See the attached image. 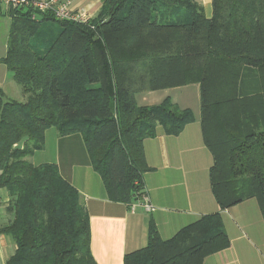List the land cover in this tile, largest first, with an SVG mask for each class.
<instances>
[{
	"label": "trees",
	"instance_id": "obj_1",
	"mask_svg": "<svg viewBox=\"0 0 264 264\" xmlns=\"http://www.w3.org/2000/svg\"><path fill=\"white\" fill-rule=\"evenodd\" d=\"M211 8L206 17L197 0H102L85 23L9 8L0 62L26 100L0 88V188L12 213L0 233L16 245L5 264H96L77 189L56 164L26 158L47 128L80 133L109 197L138 200L150 170L143 139L158 125L177 135L194 120L168 97L138 105V91L199 85L212 194L220 209L254 198L264 220V0H211ZM229 244L219 212L165 240L151 222L147 243L123 264H202Z\"/></svg>",
	"mask_w": 264,
	"mask_h": 264
},
{
	"label": "crops",
	"instance_id": "obj_2",
	"mask_svg": "<svg viewBox=\"0 0 264 264\" xmlns=\"http://www.w3.org/2000/svg\"><path fill=\"white\" fill-rule=\"evenodd\" d=\"M206 17L212 13L211 0H197ZM102 0H74L73 10L98 15ZM9 8L0 5V16L9 19V28L0 53L7 50L11 16ZM14 83L12 74L0 62V88L6 99L24 102L26 94L19 86L12 97H6L5 85ZM179 109H189L194 120L177 135H168L158 125L155 135L142 141L149 171L142 174L144 190L153 211L138 204L134 210L127 202L112 200L100 174L94 170L80 133L60 135L55 127L44 132V144L26 160L33 165L54 163L62 178L78 191L88 213L90 253L96 264H123L126 253L147 243L148 228L155 225L162 239L172 237L179 229L199 216L219 212L229 246L204 258L202 264H264V220L256 199L243 200L229 208L220 209L210 185L209 169L212 155L205 146L200 124V91L196 83L179 87L144 90L135 94L140 106H154L165 98ZM10 195L0 188V228L12 220ZM13 239L0 233V264L14 253Z\"/></svg>",
	"mask_w": 264,
	"mask_h": 264
},
{
	"label": "built area",
	"instance_id": "obj_3",
	"mask_svg": "<svg viewBox=\"0 0 264 264\" xmlns=\"http://www.w3.org/2000/svg\"><path fill=\"white\" fill-rule=\"evenodd\" d=\"M73 2L74 0H0V5L3 4L12 9L31 11L32 19H37L39 14L50 13L59 21L87 22L90 19L88 14L73 10ZM138 204L143 205L148 211L154 210V206L148 201L145 190L138 200L130 204V209L134 210Z\"/></svg>",
	"mask_w": 264,
	"mask_h": 264
},
{
	"label": "rangeland",
	"instance_id": "obj_4",
	"mask_svg": "<svg viewBox=\"0 0 264 264\" xmlns=\"http://www.w3.org/2000/svg\"><path fill=\"white\" fill-rule=\"evenodd\" d=\"M8 28H9V19H7L6 16H0V53H2L3 51V45L7 36ZM4 87L6 90V97H12L13 90L18 89L19 85L14 81V83H11V86L5 85Z\"/></svg>",
	"mask_w": 264,
	"mask_h": 264
}]
</instances>
